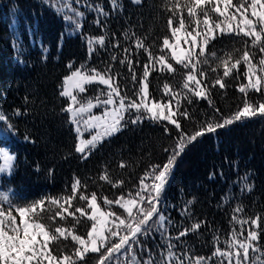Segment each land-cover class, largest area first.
I'll return each instance as SVG.
<instances>
[{
    "label": "trees",
    "instance_id": "obj_1",
    "mask_svg": "<svg viewBox=\"0 0 264 264\" xmlns=\"http://www.w3.org/2000/svg\"><path fill=\"white\" fill-rule=\"evenodd\" d=\"M120 2L123 8L113 11L109 0H87L92 5H103L109 13L107 17H98L97 13L89 11L83 0L79 5L74 3V7L85 12V18L80 31L73 33L72 27L62 19L63 14H57L47 0H0V111L13 126L9 131L0 124V141L4 142L0 147H5L13 157L9 173L0 174V189L11 190L14 203L24 205L46 196H67L74 177H78L82 185H88L87 194L96 192L98 199L101 196L115 199L129 190L134 192L133 186H138L139 178L150 165H162L167 160L169 153L164 149L174 146L177 130L168 125L166 134L164 124L149 120L135 125L129 123L104 140L87 159H82L74 149V133L66 112L62 111L66 99L59 90L62 77L71 70L67 67L69 62L72 69L87 62L88 67L99 70L112 63L113 72L129 77L127 65L119 63L126 55L124 49L128 48L139 77L148 58L143 49L134 47L136 37L144 39L153 55L163 54L160 52L163 38L170 37L167 20L171 13L164 7L169 0H142L141 4H134L132 0ZM97 18L101 20L100 25L94 22ZM105 31L108 33L105 48L97 46L89 57L84 37H97ZM124 32L130 39L124 38ZM245 39L235 35L220 36L211 42L208 51H216L218 55L234 49L242 52ZM117 40L120 47H112ZM256 51L258 60L260 53ZM112 54L118 57L117 61H111ZM169 62L177 69L176 73L153 72L149 76V91L157 99L165 81L177 87L182 81L184 69L171 59ZM244 70L242 64L239 80L235 79V71L232 77L225 78V89L219 86L212 89L214 108H210L206 100L193 98L191 105L184 102L181 110L187 108L192 116V119L180 117L184 132L198 130L197 122L208 116L220 121L243 107L245 97L238 91V84L245 82ZM222 72L223 69L216 73L209 71V82ZM118 79L122 89L133 96L130 77ZM93 87L95 92L98 87L94 84L88 86V90ZM247 99L264 102V92H249ZM17 109L20 110L18 116L15 115ZM215 109H219V113H215ZM121 161L126 164L124 168L119 167ZM105 167L113 181H124L122 187L113 188L98 179ZM245 185H251V191ZM189 200L193 201L191 205H187ZM186 205L187 215L184 214ZM237 205L243 207V212L236 213L239 218L259 215L260 228L264 229V115L236 121L191 144L176 160L162 193L160 208L180 226L171 229L173 237L192 223L204 221L196 232H189L173 243L177 244L178 252L187 247L193 255L208 256L213 251L214 235L219 237L220 246L225 247L223 242L229 238L230 230L233 227L239 230V225L230 224ZM74 206L85 205L77 196ZM111 210L123 214L118 206H112ZM67 223L71 225L72 219L68 218ZM87 227L90 222L82 221L79 233L84 234ZM142 243L160 259L156 245L163 242L158 233L153 232L146 240L142 239ZM260 244L264 246V231H261ZM56 247L69 252L73 243L70 239L62 240ZM98 258L99 254L89 253L81 264H96Z\"/></svg>",
    "mask_w": 264,
    "mask_h": 264
},
{
    "label": "snow or ice",
    "instance_id": "obj_2",
    "mask_svg": "<svg viewBox=\"0 0 264 264\" xmlns=\"http://www.w3.org/2000/svg\"><path fill=\"white\" fill-rule=\"evenodd\" d=\"M47 2L57 14H63L62 19L72 27L73 33L80 31L85 12L73 4L79 5L82 0ZM83 2L98 17L109 15L103 5H92L87 0ZM132 2L141 4L142 0ZM109 3L113 11L123 8L120 0H109ZM164 7L171 13L167 20L171 38H163L160 48L163 54L153 55L144 39L136 37L134 47L143 49L148 58L139 77L130 58L131 49H124L126 55L119 59L120 65H127L129 69L133 96L122 89L118 79L129 77L113 72L112 63L99 70L88 67L87 62L63 78L60 95L68 101L62 111L68 114V122L73 125L77 137L75 151L82 154V159H87L104 140L122 131L129 123L135 125L149 120L164 124L166 134L169 133L168 125L177 130L174 146L164 149L169 153L167 160L162 165H150L139 178L138 186H133L134 192L129 190L115 199L107 196L98 199L96 192L87 194L88 185H82L78 177H74L69 195L46 196L24 205L14 203L11 190L0 189V264H81L89 253L99 254L96 264H213V261L215 264H264V246L260 244L261 231H264L260 228L261 217L239 218L236 213L243 212L241 205L233 209L230 221V224L239 225V230L235 227L230 230L229 238L223 242L225 247L220 246L219 237L214 235L213 251L208 256L193 255L187 247L178 252L177 244L173 243V240L180 241L189 232H196L204 221L192 223L173 237L171 229L180 226L160 208L161 196L176 160L191 144L236 121L264 115V102L247 99L249 92H264V0H169ZM94 22L101 24L99 18ZM112 35L115 36L114 33ZM132 35L135 36L134 33ZM224 35L246 38L243 51L234 49L223 55L208 51L211 42ZM123 36L126 40L130 39L127 32ZM107 37L106 31L97 37H84L89 57L97 50V46L105 48ZM112 47L119 48V40ZM256 50L260 53L258 60ZM117 59L115 54L111 55V61ZM169 59L184 69L182 81L178 87L165 81L159 89L161 96L157 99L149 91V76L153 72L176 73L177 69ZM242 64L245 82L238 84V91L245 97L243 107L220 121L215 116H208L206 120L197 122L198 130L184 132L180 117L192 119L187 108L181 110L184 102L191 105L193 98H196L206 100L209 107L214 108L212 89L216 86L225 89V78L232 77L234 71L235 79L239 80ZM67 67L72 69V63L69 62ZM218 69H223L222 75H217L216 79L209 82V71L216 73ZM93 84L103 87L97 89L96 95L82 98L81 94L86 93L88 86ZM94 109L100 111L97 113ZM215 113H219V109H215ZM15 115H20L19 109ZM7 121L6 115L0 111V124L11 131L13 126ZM85 133L89 134L87 138ZM0 157L9 161L13 159L4 147H0ZM125 166L121 161L119 167ZM12 167L8 165L6 169L0 166V172L11 170ZM98 179L111 184L113 188L124 185L123 180L113 181L106 167ZM251 187L245 185L248 191H251ZM77 196L85 206H74ZM192 202L189 200L187 205ZM187 205L185 215L188 214ZM112 206H118L123 214L112 211ZM68 218L72 219L71 225L67 223ZM58 220L61 223H57ZM82 221L85 224L90 222L84 234L78 231ZM153 232L158 233L163 242L162 245H156L160 252L159 260L142 243V239L146 240ZM69 239L73 243L69 252H65L63 247H56L62 240Z\"/></svg>",
    "mask_w": 264,
    "mask_h": 264
},
{
    "label": "rangeland",
    "instance_id": "obj_3",
    "mask_svg": "<svg viewBox=\"0 0 264 264\" xmlns=\"http://www.w3.org/2000/svg\"><path fill=\"white\" fill-rule=\"evenodd\" d=\"M170 38H171V33H170ZM73 70H75V68H74V69H71L66 75H69L70 72L73 71ZM66 75H64V76L62 77L59 93H60V91L62 90V82H63V78H64ZM94 85H96L98 88H102V87H103V86L98 85V84H94ZM98 88H97V89H98ZM95 89H96V88H95ZM97 89H96V91L94 92V87H93V89H92L91 91L88 90V92H86L87 95H82L81 97H82V98H86V97H89V96H94V95H96V93H97ZM65 99H66V98H65ZM67 103H68V101H67V99H66V104H67ZM93 111L98 113L100 110H99V109H94ZM66 114H67V113H66ZM67 119H69L68 114H67ZM70 125H71V124H70ZM71 128H72V131H73V133H74L75 144H76V142H77V137H76V133H75L74 130H73V125H71ZM88 135H89L88 133H85V138H87ZM4 148H5V147H4ZM74 149H75V145H74ZM5 150L8 152V154H9L10 156H12L11 152H9L6 148H5ZM80 155H82V154H80ZM11 161H12V160L9 161V160H6V159L3 158V157H0V166H4V167L7 169V166H8V165H11ZM9 171H10V170L5 171V172H0V174L7 175V174L9 173ZM113 207H114V206H113ZM15 215H16V214H15ZM17 220H18V222H19V217H18V216H17Z\"/></svg>",
    "mask_w": 264,
    "mask_h": 264
}]
</instances>
